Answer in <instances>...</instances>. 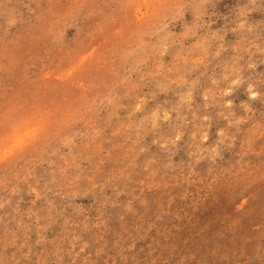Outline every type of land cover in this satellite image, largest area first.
<instances>
[{"label": "rangeland", "instance_id": "obj_1", "mask_svg": "<svg viewBox=\"0 0 264 264\" xmlns=\"http://www.w3.org/2000/svg\"><path fill=\"white\" fill-rule=\"evenodd\" d=\"M0 264H264V0H0Z\"/></svg>", "mask_w": 264, "mask_h": 264}]
</instances>
